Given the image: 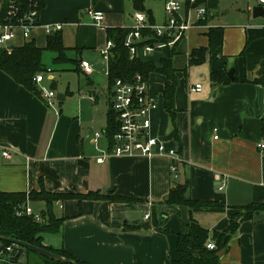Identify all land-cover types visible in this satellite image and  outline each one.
<instances>
[{
  "label": "crops",
  "instance_id": "0c3cea01",
  "mask_svg": "<svg viewBox=\"0 0 264 264\" xmlns=\"http://www.w3.org/2000/svg\"><path fill=\"white\" fill-rule=\"evenodd\" d=\"M204 4L208 13L203 26L171 47L177 77L174 119L163 99L169 81L160 73L148 78L149 94L158 104L151 114V134L178 150L182 158L178 178L171 174L167 155L117 156L109 146V63L101 53L108 35L94 24L87 10L104 11L107 28H129L136 23L135 14L141 12L133 0H45L41 26L28 39L16 38L14 47L34 42L44 51L51 35L44 26L63 24L60 33L68 55L78 61L67 62L72 64L67 70L86 78L77 82V93L67 88L59 93V103L49 106L41 90L47 89V80L54 90V70L36 83L40 96L0 70V189L30 193L43 185L49 192H99L118 197L56 202L54 213L64 220L59 231L43 235L45 245L63 248L87 264H172L179 257L178 234L189 232L192 219L208 228L213 239V232L225 230L238 208L264 203V149L259 147L264 142V86L253 81L261 67L247 71L242 55L243 51L264 55V16L253 17V8L264 2L205 0ZM145 6L154 14L152 3L145 0ZM166 18L164 9L161 22ZM212 27L223 28L224 42L219 51L210 54L206 50ZM194 49H205V54H198L200 62L191 61ZM167 52L168 48L156 50L146 58L159 64ZM82 60L93 64L92 74L85 73ZM42 63L49 68L43 55ZM202 63H207L209 78L211 72L223 68L228 76L235 67L237 79L218 84L210 80L207 87L184 81L180 71ZM99 73L106 79V89L99 90L104 87L94 84V78L104 80ZM197 84L202 85L201 90H192ZM98 132L101 136L95 142ZM5 150L10 158L3 156ZM103 150L110 155L99 161ZM178 184L187 185V195L193 200L222 205L169 203L170 192ZM27 202L36 213L46 207L43 201ZM146 214L150 216L146 218ZM31 252L23 253L28 262L24 264H50ZM218 255L220 264H264V211L241 222ZM20 257L10 264H22Z\"/></svg>",
  "mask_w": 264,
  "mask_h": 264
},
{
  "label": "trees",
  "instance_id": "16d2710c",
  "mask_svg": "<svg viewBox=\"0 0 264 264\" xmlns=\"http://www.w3.org/2000/svg\"><path fill=\"white\" fill-rule=\"evenodd\" d=\"M9 1V0H8ZM40 8L43 7L45 0H37ZM205 0H199L204 3ZM135 9L144 12L148 15L151 22L154 21V14L151 9L145 6V0H133ZM108 40H112L115 44L111 50V56L108 61V81L109 91L112 93L113 86L117 79H126L132 81L137 74L143 75L147 80L151 73L163 74L169 82L165 84L163 90L164 106L174 119L176 115L175 109V93L177 89L176 71L173 67L174 48H168L167 55L161 58L159 64L147 58H131L128 48L124 42L130 32L129 28H107ZM151 38L144 44H156L163 41L151 33ZM209 46L207 52L212 54L219 51L224 42V30L221 27H212L208 32ZM47 49L55 53V63H67L73 61L78 64V61L71 59L68 55V49L64 45L62 34L55 32L48 37ZM205 49H194L192 60L200 62L201 56ZM43 49L38 47L34 42H29L21 47H14L10 51H0V70L9 74L17 83L23 85L33 94L41 95L40 89L36 86L34 77L47 68L42 63ZM245 57V68L247 71L254 69L256 66L261 67L259 76L253 81L264 86V55H247ZM78 70V67L75 69ZM235 80L237 78H234ZM210 80L214 84L229 83L231 79L227 76L226 69H220L210 73ZM118 130V122L116 113L110 108L108 113V128L107 136L109 138L110 149L113 148V135ZM118 199L110 194L90 192L85 195L65 193V192H49L44 186H41L40 191L26 192H5L0 189V236L8 237L20 241L27 242L34 246H38L49 251L60 254L64 257L72 259L79 264H87L79 261L71 253L65 249H56L47 246L43 243V235L45 233H54L59 231L64 218H58L54 213V205L58 201L65 199ZM43 201L46 205L42 211L41 221L35 220L32 216H18V208L27 202ZM124 200V198H121ZM169 203L184 204L190 207L193 206H219V202H203L196 201L187 195V185L178 184L170 192ZM237 212H233L230 216L229 226L223 231H214L213 239H210V230L195 219L189 223V232L178 234L177 250L179 257L172 260V264H220L218 252L226 247L231 237L238 230L241 222L252 219L254 213L258 210L264 211V203H251L243 206ZM215 243L216 248H208V242ZM6 244H11L9 241L2 240ZM26 252H31L26 249ZM35 253V252H34ZM40 258L50 264H66L58 262L36 253ZM18 260V259H17ZM17 260L15 263H17Z\"/></svg>",
  "mask_w": 264,
  "mask_h": 264
},
{
  "label": "built area",
  "instance_id": "2783aa9c",
  "mask_svg": "<svg viewBox=\"0 0 264 264\" xmlns=\"http://www.w3.org/2000/svg\"><path fill=\"white\" fill-rule=\"evenodd\" d=\"M164 9L167 18L160 24L150 22L144 12L135 14L136 23L129 27L130 32L124 42L131 58H146L156 50L177 45L194 29L203 26L208 13L205 4L199 0H165ZM40 10L37 0H0V51H10L14 48L15 40L19 35L28 39L33 30L41 26ZM87 13L97 27L107 30L104 24V11L90 8ZM44 27L48 34H53L61 31L63 24H48ZM151 33L163 41L154 45L144 44L151 38ZM114 46V42L108 40L101 51L107 62ZM81 66L87 74L94 72L93 64L88 60H82ZM51 72L52 70L47 68L44 72L38 73L34 77L35 83L40 84ZM201 88L202 85L197 84L191 89L200 91ZM41 91L47 104L53 106L57 98L54 90L42 89ZM91 99L94 100V96H91ZM110 101L118 122V130L113 135V154L117 156L143 154L148 157L155 154L167 155L171 159V174L174 178H178V166L182 161L178 150L169 147L164 140L151 134V114L158 104L149 94L148 80L141 74L135 75L132 81L117 79ZM100 136V132L96 133L95 142ZM259 147L264 149V142L259 144ZM102 152L104 155L99 161H103L107 155H110L104 150ZM3 156L10 158L11 154L5 150ZM17 215L32 216L37 221L42 219L41 214L36 213L28 202L18 208ZM149 216L150 214L145 215L146 218ZM207 246L210 249L216 248L214 242H209ZM17 250V244L12 242L6 244L0 240V264L12 263Z\"/></svg>",
  "mask_w": 264,
  "mask_h": 264
},
{
  "label": "rangeland",
  "instance_id": "374dc122",
  "mask_svg": "<svg viewBox=\"0 0 264 264\" xmlns=\"http://www.w3.org/2000/svg\"><path fill=\"white\" fill-rule=\"evenodd\" d=\"M149 3H152L155 8L154 9V19L155 23H162V19L164 16V3L163 0H148ZM55 54L52 51L49 50H44L43 51V62L45 65L49 66L51 70L55 71V79L56 83L54 85V92L56 95L59 93L63 94L65 93L66 89L69 88L70 90L75 91L76 93L78 92V86L77 82L82 81V78H86L83 74H78L73 71H68L67 66L71 67L72 64L70 63H54L53 58ZM207 63H202V64H192L189 66V68L186 70H181L180 74L184 78V81L189 82L190 85H194L196 82H201L202 85L205 87L210 86V78L208 77V73L205 71V66ZM48 68V67H46ZM102 77H104L102 74H98ZM94 84L99 86H103L104 88H99L100 89H106V79L99 77L97 80L95 78L93 79ZM46 88L48 90H51L50 87L52 86V81L47 80L45 82ZM56 103H59V100L56 98ZM18 251V250H17ZM31 256H37L36 253L31 252ZM16 255V254H15ZM15 257V256H14ZM26 255H21L20 261L22 264L28 263L26 260ZM30 263L32 262V257H30Z\"/></svg>",
  "mask_w": 264,
  "mask_h": 264
},
{
  "label": "water",
  "instance_id": "95a60500",
  "mask_svg": "<svg viewBox=\"0 0 264 264\" xmlns=\"http://www.w3.org/2000/svg\"><path fill=\"white\" fill-rule=\"evenodd\" d=\"M262 16H264V6L263 5L255 6L253 8V17L254 18H258V17H262ZM234 73H235V67L231 68L228 71L229 78L234 79L235 78ZM57 98L61 99L60 94L57 95ZM0 240L9 241V242H12V243L18 245V251H17V253H16L15 257H14L15 261L25 252L26 249H28L30 251L36 252V253L44 256V257H47L49 259H52V260H55V261H58V262H63V263H66V264H79L78 262H76V261H74L72 259H69L67 257H64V256L60 255V254H57V253L52 252V251H49L47 249H44V248H41V247H38V246H34V245L29 244V243L24 242V241H20V240L8 238V237H2V236H0Z\"/></svg>",
  "mask_w": 264,
  "mask_h": 264
}]
</instances>
